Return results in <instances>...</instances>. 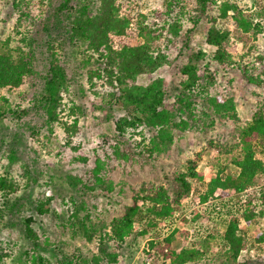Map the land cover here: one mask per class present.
<instances>
[{"label": "trees", "instance_id": "1", "mask_svg": "<svg viewBox=\"0 0 264 264\" xmlns=\"http://www.w3.org/2000/svg\"><path fill=\"white\" fill-rule=\"evenodd\" d=\"M115 1L58 0L51 14L45 17L36 31L37 34H51L55 28L65 29V42L84 47L93 53L85 60L94 66L87 72V78L89 91L99 102L95 108L111 115L113 107L119 103L121 105L118 108L123 112L114 121L117 137L112 138L113 154L125 163H131L130 167L137 162L140 165H155L160 162L163 166L159 155L173 148L177 149V137L186 130L202 131L205 128V132V120H208L209 128L222 126V138H211L207 141L209 146L215 148L213 164L216 170L204 190L192 186V180H200V176L191 161L185 164L186 171H164V184H144L138 190L132 189L128 197L129 203L124 205L122 219H112V234H104L102 240L112 238L118 244L132 243L136 236L144 235L156 223V218L172 214L179 199L195 190L202 203L213 196L216 189L224 194L231 190L237 194V200L241 203L242 208L237 212L242 219L249 222L252 217H264V103L256 102V108L249 118L241 119L236 112L233 97L223 96L215 92L214 88L210 90L217 83L212 75L215 72L209 70L214 63L221 66L224 72H230L242 80V91H245V82L250 86L261 81L253 73L260 67L264 74V47L261 40L264 38V0H248V15L241 12L234 0H167L159 11L141 15L138 26H143L144 19L149 16L160 19L162 23L143 26L148 29L144 31L142 28L139 33L144 40L134 45L114 40V36L126 35L130 24L127 16L119 14ZM40 2L43 7L44 1ZM8 3L24 18L31 13L34 4L33 0H9ZM176 4L178 10L174 12L175 7L172 6ZM184 4L188 6L187 9ZM229 12L231 15H228ZM164 16L169 21L167 18L162 19ZM184 17L188 18L191 26L183 32L180 26ZM229 18H233L237 28H229ZM233 30L236 32L235 38L241 42L248 37V52L242 54L244 57L248 55V65L242 63L241 59L235 60L229 52L228 43ZM197 35L202 37L206 47L214 48L213 53L193 44V37ZM159 38L162 46L157 41ZM178 38L182 43L178 47L177 58H182L176 65L177 71L171 82L161 76L145 82L138 81L142 75L170 64V54L167 51L169 45ZM26 43L29 46L27 50L16 47L12 50H0V92H13L20 87L31 86L37 107L43 112L46 122L50 125L58 122L64 132L74 134L77 117L69 123L61 116L64 113L69 116L75 110L80 113L82 107L65 105L62 92L68 91L69 83L66 69L57 62H51L46 72L38 73L33 63L35 41L28 39ZM108 87L110 90L105 93ZM0 98L4 100L0 103L1 123L7 114H15L17 109H13L4 96L0 95ZM23 112L25 111L21 110ZM145 130L147 136L143 132ZM137 132L141 139L136 141L134 134ZM69 136L66 140L70 139ZM145 138H148L147 142ZM222 158L224 163L221 162ZM78 160L84 163L85 159ZM95 163L92 171L94 179L91 183L104 184L108 194L104 196L108 199L114 185L108 186L100 177L99 170L103 166L101 160L96 158ZM229 165L235 170L230 171ZM66 183L78 194L90 186L71 174L67 175ZM16 187L11 177L0 174V191L9 194L16 191ZM118 190L117 195L122 193L120 185ZM37 206L40 207L39 204ZM72 214L77 229L80 228L87 239H91L93 231L85 223L90 222L88 215L80 216L76 212ZM23 221L25 234L35 241L36 236L30 226L31 219L25 218ZM136 221H143L144 227L134 230ZM237 225L238 217L232 215L221 237L220 252L213 255L218 264H236L237 256L247 245L246 236L237 232ZM259 235L263 236L264 230L258 237ZM100 243L103 244L102 241ZM166 246V264H199L204 256L195 246H184L178 251L168 244ZM151 248L155 249L157 246L152 244ZM100 255H106L108 260L115 259V253L108 252L104 247H100ZM96 259L98 257L94 258ZM27 264L46 262L41 255H31Z\"/></svg>", "mask_w": 264, "mask_h": 264}, {"label": "rangeland", "instance_id": "2", "mask_svg": "<svg viewBox=\"0 0 264 264\" xmlns=\"http://www.w3.org/2000/svg\"><path fill=\"white\" fill-rule=\"evenodd\" d=\"M8 1L0 0V50H12L15 47L27 50L29 46L26 42L34 39L33 63L36 70L43 74L51 62H57L65 68L69 82L68 91L62 92L65 105H80L82 111L77 113L75 110L69 116L66 113L61 116L69 123L77 117L76 132L70 134L64 132L58 122L52 125L46 122L43 112L37 107L31 86H23L13 92H0V95L8 99L11 107L17 109L15 114H7L0 123V174L11 177L17 186L13 193L5 194L0 191V264H27L31 255H41L46 264H166L168 260L164 259L167 244L176 251L184 246H195L204 253L199 264H218L213 255L220 252L221 237L232 215L238 217L237 232L244 234L247 241L246 247L236 258V264H264V235L258 237L264 230V217L255 216L249 222L242 219L237 212L242 208L241 203L237 200V194L231 190L224 194L216 189L213 196L203 203L197 198V190L181 197L178 205H174L172 214L156 218V223L144 235L136 236L132 243L118 244L112 238L102 240L104 234H112V219H122V211L124 205L129 203L128 197L132 189L138 190L144 184H164V171H186L185 164L191 161L200 176V180H192V186L204 190L216 170L213 164L215 148L209 146L207 141L211 138L221 140L222 126L209 128L208 120H205V132V128L202 131L186 130L177 137V149L173 148L159 155L163 166L160 162L155 165H140L137 162L130 167L131 163L117 158L112 150V138L117 137L114 121L123 113L118 108L121 104H115L112 114H107L104 110L95 108L99 104L98 99L89 91L87 72L94 66L85 59L93 53L84 47L65 42V29L55 28L51 30V34L36 32L45 17L51 14L58 0H33L34 4L27 18L20 17ZM40 1H44L43 7ZM234 1L241 12L248 15V0ZM166 2L167 0H116L119 14L127 16L130 24L126 35L114 36L115 42L129 45L142 42L144 37L139 34L142 28L147 31V26L162 22L149 16L144 19L143 26L146 27L138 26L141 15L159 11ZM177 4L172 6L175 7L174 12L178 10ZM184 6L188 8L186 4ZM185 17L181 19L180 26L183 32L191 26ZM163 18L169 21L168 17ZM228 26L230 29L237 28L233 18L228 19ZM235 34L233 30L228 43L229 52L235 60L241 59L242 63L248 65V55L243 56L248 52V37L241 42L235 38ZM261 40L264 47V38ZM157 41L162 46L161 38ZM181 43L178 38L169 45L167 53L170 54V64L142 75L138 81L145 82L161 76L171 82L177 71L176 65L182 58H177ZM193 44L208 53L214 51V48L205 46L200 35L193 37ZM209 70L215 72L212 75L217 83L210 90L214 88L215 92L223 96L233 97L236 112L241 119L249 118L256 108V102L264 103L262 68L259 67L253 73L261 81L250 86L245 82V91L241 90L242 80L230 72H224L221 66L214 63ZM109 90L108 87L105 93ZM3 102L0 98V103ZM21 110L25 112L21 113ZM143 132L148 135L146 130ZM68 135L70 139L66 140ZM134 137L136 141L141 139L138 132ZM147 141L148 138H145V142ZM83 158L84 163L78 160ZM96 158L103 165L99 170L100 177L108 186L114 185L108 199L104 196L108 195L104 184L91 183L94 179L92 171ZM221 162H225L224 158ZM228 168L230 171L235 170L232 165ZM69 174L81 178L90 186L82 193H74L66 183ZM118 185L121 186L122 193L117 195ZM78 205H82L83 209L80 210ZM72 212L80 216L88 215L90 222L85 223L93 231L91 239L88 240L80 228L77 229ZM25 218L31 219L30 226L36 236L35 241L25 234ZM133 227L134 230H140L144 227L143 221H136ZM152 244L157 248H151ZM100 247L115 253V259L108 260L106 255L102 257ZM96 257L98 259L94 260Z\"/></svg>", "mask_w": 264, "mask_h": 264}]
</instances>
